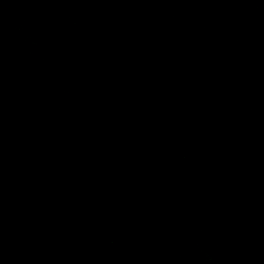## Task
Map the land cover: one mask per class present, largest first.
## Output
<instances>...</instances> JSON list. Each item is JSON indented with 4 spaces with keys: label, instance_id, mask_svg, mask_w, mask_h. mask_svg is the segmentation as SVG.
<instances>
[{
    "label": "water",
    "instance_id": "1",
    "mask_svg": "<svg viewBox=\"0 0 264 264\" xmlns=\"http://www.w3.org/2000/svg\"><path fill=\"white\" fill-rule=\"evenodd\" d=\"M0 264H264V0H0Z\"/></svg>",
    "mask_w": 264,
    "mask_h": 264
}]
</instances>
